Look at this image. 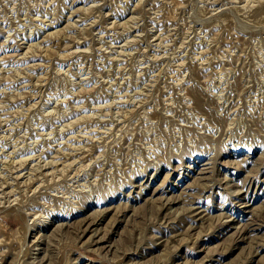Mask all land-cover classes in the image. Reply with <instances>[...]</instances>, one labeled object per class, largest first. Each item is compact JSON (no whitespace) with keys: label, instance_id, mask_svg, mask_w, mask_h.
Wrapping results in <instances>:
<instances>
[{"label":"rangeland","instance_id":"obj_1","mask_svg":"<svg viewBox=\"0 0 264 264\" xmlns=\"http://www.w3.org/2000/svg\"><path fill=\"white\" fill-rule=\"evenodd\" d=\"M0 264H264V0H0Z\"/></svg>","mask_w":264,"mask_h":264},{"label":"bare ground","instance_id":"obj_2","mask_svg":"<svg viewBox=\"0 0 264 264\" xmlns=\"http://www.w3.org/2000/svg\"><path fill=\"white\" fill-rule=\"evenodd\" d=\"M177 71H178V69H177ZM194 93H195V92H194ZM183 95H184V94H183ZM193 95H194V94H193ZM198 98H199V97H198ZM198 98L196 99V100H197V104H198V107L201 108V105H200L201 102H200V100H199L200 98H199V99H198ZM202 108H203V107H202ZM201 110H202V109H201ZM201 118H202V117H201ZM60 130H61V129H60ZM2 137H3V136H2ZM44 142H45V141H44ZM28 158H29V156H28Z\"/></svg>","mask_w":264,"mask_h":264}]
</instances>
